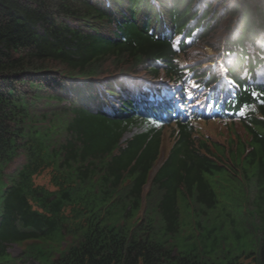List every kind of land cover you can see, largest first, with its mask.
Listing matches in <instances>:
<instances>
[{
	"label": "trees",
	"instance_id": "obj_1",
	"mask_svg": "<svg viewBox=\"0 0 264 264\" xmlns=\"http://www.w3.org/2000/svg\"><path fill=\"white\" fill-rule=\"evenodd\" d=\"M201 46L228 58L235 94L186 84ZM262 54L264 0H0V264H264ZM202 118L247 142L209 145ZM244 234L256 252L199 253Z\"/></svg>",
	"mask_w": 264,
	"mask_h": 264
},
{
	"label": "rangeland",
	"instance_id": "obj_2",
	"mask_svg": "<svg viewBox=\"0 0 264 264\" xmlns=\"http://www.w3.org/2000/svg\"><path fill=\"white\" fill-rule=\"evenodd\" d=\"M199 49L193 50V52H203L207 55L213 54L212 47L205 46L204 48H202L201 46ZM202 59H201V62H202ZM196 130L201 135H212V140L215 139L216 137L223 142L229 140L230 138L234 139L235 138L234 135L240 136L243 133L239 125H230V124L224 125L223 123L218 122V121L198 123ZM170 133H171V129H168V131L165 132V135L169 136ZM165 149L166 150L169 149L167 144L165 145ZM48 182H49V177L47 175H43L36 179V183L41 184V185H44ZM193 232L196 233L195 236H199L200 234L199 230H195L192 227L186 226L184 234L190 235ZM254 239L257 241V239L253 237L251 234H244L243 237L239 241L229 240L227 249H225L224 251H220L219 248H216L214 246L213 238H210L209 240H206V245L203 246L202 244L203 249L199 253L202 254L207 261L208 260L212 261L216 259L217 256L219 255L222 256L225 253V251L226 252L229 251L231 252V254H234V255H239V254L248 255L252 252L257 251V246L253 241ZM194 241L196 240L195 239L191 240V242H194ZM9 251H11L16 256H18L21 253L20 248H18L17 246H12L9 249ZM243 261L246 264H254L253 262L252 263L248 262L247 260H245V258H243Z\"/></svg>",
	"mask_w": 264,
	"mask_h": 264
},
{
	"label": "clouds",
	"instance_id": "obj_3",
	"mask_svg": "<svg viewBox=\"0 0 264 264\" xmlns=\"http://www.w3.org/2000/svg\"><path fill=\"white\" fill-rule=\"evenodd\" d=\"M217 55L220 56L217 52L213 51V54L211 55L213 58H209L210 55H207L206 62H205L206 66L209 65L212 68V71H209L208 73L209 74H213V76H215L219 80V82L212 88V90H214V88H216V87H220L222 85H227L230 80H234L230 76V73H229V64H226V62L228 61V59L227 60L226 59H223L221 65L218 64L217 67H216V70L214 69V62L213 61H215V57H217ZM184 63L186 65L187 64H191V61L190 60H186V61H184ZM192 65H194V64H192ZM243 67H244V64L242 66H239L236 69V71H237V73H240L241 72V74H244V76H240V79L244 80V79L247 78L249 80L250 78H252L251 75H250L251 73L249 75H248V72L244 73L245 71L243 70ZM234 82H235V80H234ZM251 82H256V81L255 80H252ZM214 92L216 94V91L215 90H214ZM213 103L216 104L215 102H213ZM212 120L213 119H211V118L210 119H208V118H202V120H199L197 122H209V121H212ZM230 140H231V138L229 140H227V141H230Z\"/></svg>",
	"mask_w": 264,
	"mask_h": 264
},
{
	"label": "snow or ice",
	"instance_id": "obj_4",
	"mask_svg": "<svg viewBox=\"0 0 264 264\" xmlns=\"http://www.w3.org/2000/svg\"><path fill=\"white\" fill-rule=\"evenodd\" d=\"M152 123H155V122L153 121ZM157 126H159V125H157Z\"/></svg>",
	"mask_w": 264,
	"mask_h": 264
}]
</instances>
